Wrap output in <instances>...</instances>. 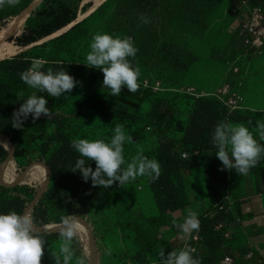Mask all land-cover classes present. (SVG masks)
<instances>
[{"label": "rangeland", "instance_id": "obj_1", "mask_svg": "<svg viewBox=\"0 0 264 264\" xmlns=\"http://www.w3.org/2000/svg\"><path fill=\"white\" fill-rule=\"evenodd\" d=\"M252 1L229 0L230 8L216 17L218 5L211 2L210 9L209 5L204 6L206 0H102L98 6L95 0H20L15 7L0 9V53L5 58L32 52L36 46L50 41L47 47L37 49L35 55L49 54L52 62L68 61L79 68L75 77L79 82L77 86L70 93L54 98L53 113L46 120L43 115L35 122L29 118L25 150L7 161L22 180L13 179L4 165L5 176L14 184H7L3 178L1 183L5 186L29 184L37 188L36 194L42 188L40 179L24 180L26 177L44 174L48 184L50 172L39 158L40 145L49 142L50 131L58 121L73 140H111V126L107 120L94 117L89 109L78 107L76 102L81 99L90 74L96 73L94 86L109 104L121 103L123 96L130 101L137 100L135 92L126 88L119 96H110V90L103 89L102 70L85 64L96 34L130 37L139 49L135 58L129 59L140 69L138 83L143 100L136 120L127 118L125 125L117 123L124 126L126 133L130 123L134 127L145 126L147 137L141 140L146 142L154 130L149 114L160 98L188 110L195 108L199 98L215 99L230 112L250 115L240 126L254 129L258 123L264 124V0L251 6ZM222 4L225 6L226 2ZM141 15L149 23H143ZM256 21L258 25H253ZM48 31V35L28 45H19L20 41ZM63 35L67 37L61 38ZM147 87L160 94L152 95L145 91ZM178 92L183 96L176 98ZM252 132L259 136L258 131ZM141 140L134 142L132 150L124 145L126 164L137 153L148 156L156 150L144 151ZM42 156L45 155L42 153ZM147 179L138 177L112 191L86 213L77 215L81 227L72 245L75 253L72 264H76V258H84L86 264H139L135 257L139 251L145 254L149 264H158L161 251L165 254L169 249L172 251L165 247L168 224L159 220L161 213L146 184ZM32 209L26 212L32 214ZM132 218L143 220L141 234ZM61 228L62 224H35V230L55 232L59 236ZM241 229L236 230L235 238L242 235ZM61 243V237L51 242L42 264H55L51 253H58ZM242 253L237 255L236 264H260L246 260ZM217 259L221 264L222 253L217 254Z\"/></svg>", "mask_w": 264, "mask_h": 264}, {"label": "trees", "instance_id": "obj_2", "mask_svg": "<svg viewBox=\"0 0 264 264\" xmlns=\"http://www.w3.org/2000/svg\"><path fill=\"white\" fill-rule=\"evenodd\" d=\"M220 1L222 2L206 0L204 6L209 5L211 2L217 4L218 6L214 13L216 17L230 8L229 0ZM224 2H226L225 6L222 4ZM259 3V0H253L251 6ZM208 7L211 9V4ZM49 33V31L44 32L28 39V41H20L19 45H28L36 41L37 38H42ZM66 37L67 35H63L61 38L64 39ZM48 43L50 41L41 46H36L32 52L26 51L10 59L0 60V135L8 137L12 144H15L16 156H20L26 148L25 143L28 140L29 118L31 116L25 121L22 128L16 129L12 127L14 111L34 92L48 100L49 115L53 113L55 101L54 97L49 96L46 92H39L30 88L21 80L20 73L27 70L31 66V61L37 57L45 58V61H47L42 70L45 72L48 68H51L53 72L63 70L75 78L79 69L78 65L68 61L52 62L53 60L51 59L53 57L49 54L38 53L35 55L37 49L47 47ZM130 61L133 67H137L134 60ZM95 77V72L90 74L83 88L81 99L76 102L78 107L89 109L94 117L107 120L111 126L110 134L112 137L117 123L120 122L125 125L127 118L136 120L143 96L140 95L141 89H138L134 94V98L137 100L130 101L129 99H124L125 97L123 96L121 103L109 104L94 86ZM145 91L151 92L155 96L160 94L154 92L150 87H147ZM175 96L179 98L183 94L178 92ZM194 107L193 110H188L177 103H173L171 100L160 98L153 107L152 113L150 112L149 114L153 118V123H150V125L154 124V130L151 133L157 138L159 147L147 157L160 163L161 174L155 180L148 178L146 184L153 193L161 213L159 220H163L188 205L183 180L184 170L196 167H202L205 170L208 175L209 196L214 207L224 196L228 174L231 177L230 188H234L237 184L235 169H224L221 171L223 165L216 156L217 148L213 144L212 137L219 123H231L233 126L238 127L242 122L247 121L250 115L246 112H230L228 107L215 99L199 98ZM44 119L46 120L47 117L44 116ZM145 131V126L134 127L132 123L128 124L126 135L132 136L133 139L125 144L130 148L133 147L132 145L135 141L145 138ZM253 131H258L259 136H261V129L254 126ZM253 136L257 137L254 134ZM72 141L73 139L69 132L58 121V124H55L50 131L49 142H44L40 145L41 154L39 158L44 161V165L49 170L50 179L32 209L36 225L48 222L58 225L61 224L62 216L82 215L96 204L103 202L112 191L120 187L119 182H116L110 188L94 187L90 179L87 182L83 180L79 171H71L77 159L82 158L72 147ZM106 142H110V140ZM42 153L45 156H42ZM9 155L10 152L6 146L0 144V214H8L12 211L24 214L36 198L37 188L29 184L5 186L1 183L3 178V181L7 184H14L10 183L4 174L3 166L5 165L6 169L9 166L7 162ZM183 155H186V157L184 158ZM84 159L86 166H91L95 170V162L87 160V158ZM123 167H126V163ZM233 210V214H230L228 219L235 220L240 218L244 224V218L238 216L237 209ZM132 219L131 221L135 224L138 234H141L144 229L143 220ZM36 233L46 241L45 253L49 251L51 242L60 237L53 232ZM199 233L203 237V246L198 253L193 255L198 256L202 264H218L217 254H221L222 249L227 247L231 241L223 240L215 232L210 225L209 218H200ZM222 256H224L223 253ZM135 257L139 264H149L147 257L142 251H139ZM255 261L257 262L258 260Z\"/></svg>", "mask_w": 264, "mask_h": 264}, {"label": "clouds", "instance_id": "obj_3", "mask_svg": "<svg viewBox=\"0 0 264 264\" xmlns=\"http://www.w3.org/2000/svg\"><path fill=\"white\" fill-rule=\"evenodd\" d=\"M19 3L20 0H0V9L5 6L15 7ZM140 18L143 23H149L143 15ZM138 51L130 37L122 39L107 33L96 34L86 55L85 64L90 68L102 70L103 89H109L110 96H119L124 88L134 93L140 87V69L138 66L133 67L129 58L134 59ZM46 63L47 61L42 59H33L31 66L20 73L21 80L30 88L46 92L54 98L70 93L77 86L79 82L67 71L53 72L51 68L46 72L42 71ZM47 104L48 100L44 96L34 92L14 111L12 127L22 128L29 116L33 122L39 120L42 115L48 117L50 109ZM257 127L262 130L261 138L264 139V124L258 123ZM132 139V136L126 135L121 124L116 125L110 142L99 139H74L71 145L82 158L77 159L71 171H79L85 182L90 179L94 187L103 188H110L116 182L123 187L138 177L158 179L161 174L160 163L142 153H137L131 162L123 167L126 163L123 155L124 145ZM212 140L217 148L216 156L223 165L221 171L235 169L238 175H247L264 157V145L259 144L252 132L244 126L235 127L231 123L221 122L216 126ZM84 158L95 162V170L86 166ZM172 223L180 231V239L185 242V246L167 254L161 251L160 264H202L199 257L193 255L196 249L187 243L193 238V233L200 229L197 213L189 211L183 223H177L174 216ZM61 224L62 243L59 252L53 251L51 256L55 264H72L75 257L72 245L79 234L80 220L74 214L62 216ZM45 243L46 241L36 233L31 212L18 214L12 211L0 214V264H42ZM76 264H86L85 259L76 258Z\"/></svg>", "mask_w": 264, "mask_h": 264}, {"label": "crops", "instance_id": "obj_4", "mask_svg": "<svg viewBox=\"0 0 264 264\" xmlns=\"http://www.w3.org/2000/svg\"><path fill=\"white\" fill-rule=\"evenodd\" d=\"M249 127L247 126L246 128L252 132L253 129ZM254 139L261 145L264 143V139L261 136L254 137ZM143 141L139 142L146 152L159 147L158 140L153 134L146 138V142ZM207 178L205 171L201 167L183 171L188 205L163 219V222L168 224L165 230V247L178 251L185 245V242L180 239V231L172 223L174 216L177 223H183L187 213L194 211L197 213L199 220L201 217L209 218L211 226L216 222L227 219L217 212L216 207L213 206L212 199L208 194ZM228 193L237 209L238 216L244 218V224L241 227L242 235L240 234L241 236L229 242V245L222 249V253L237 256L241 252L244 255L246 252L253 250L255 252L253 260H258V263L264 264V157L260 159L255 167L251 168L247 175L237 174V184L234 188L231 187ZM190 241L191 239L187 243ZM202 246L203 244L200 245V247ZM169 250L168 252H171Z\"/></svg>", "mask_w": 264, "mask_h": 264}, {"label": "built area", "instance_id": "obj_5", "mask_svg": "<svg viewBox=\"0 0 264 264\" xmlns=\"http://www.w3.org/2000/svg\"><path fill=\"white\" fill-rule=\"evenodd\" d=\"M253 25H258V21L255 23H252ZM226 106V105H225ZM185 158L186 155H183ZM231 186V177L230 174H228L227 177V184L225 185V193L222 198V200L215 206L217 209V212L221 213L225 218L224 221L221 220L219 222H216L212 227L215 230L216 233L220 235V237L223 240L226 241H232L234 240L239 228L243 226V221L240 218H237L235 220H228V216L230 214H233V209H235V206L233 204V201L230 198V195L228 193ZM192 243L189 245L196 249L199 243H203V237L199 232L193 233V238L191 239ZM244 257L246 260L251 261L255 258V252L253 250H250L244 254ZM237 256L234 254H224L223 259L221 261V264H236Z\"/></svg>", "mask_w": 264, "mask_h": 264}, {"label": "bare ground", "instance_id": "obj_6", "mask_svg": "<svg viewBox=\"0 0 264 264\" xmlns=\"http://www.w3.org/2000/svg\"><path fill=\"white\" fill-rule=\"evenodd\" d=\"M102 2V0H95V3H96V6H98L100 3ZM6 59L5 58V55H3L2 53H0V60H4ZM0 144H3L5 146H7L10 150L11 153L14 152L13 150V144L11 142V140L5 136H1L0 135ZM14 156L11 157V159L13 158ZM9 168H7V172L8 174L13 178V179H16V180H22L19 176H17L13 170H12V163H9ZM39 178L40 181H41V184H42V187H44L45 183H46V177L44 174H41V175H33V176H30V177H26L24 180H28L29 178Z\"/></svg>", "mask_w": 264, "mask_h": 264}, {"label": "water", "instance_id": "obj_7", "mask_svg": "<svg viewBox=\"0 0 264 264\" xmlns=\"http://www.w3.org/2000/svg\"><path fill=\"white\" fill-rule=\"evenodd\" d=\"M72 26H73V25H72ZM72 26H71V27H72ZM71 27H70V28H71ZM70 28H68V29H70ZM66 31H67V30H66ZM10 58H12V57H8V58H6V59H4V60L10 59ZM4 60H2V61H4ZM0 62H1V61H0ZM6 148L9 150V148H8L7 146H6ZM15 151H16V146H15V144H14V152L11 153L10 150H9L10 155H9V157H8V160H9L12 156L15 155ZM46 185H47V183H45L44 187H42V188L39 190V192H38V194H37V197L35 198L33 204L30 206L31 208L34 207V205H35V203L37 202V200L39 199L40 195H41V194L43 193V191L45 190ZM30 207H29V208H30ZM36 232H41V231H40V230H36ZM41 233H42V232H41ZM53 233H55V232H53Z\"/></svg>", "mask_w": 264, "mask_h": 264}]
</instances>
